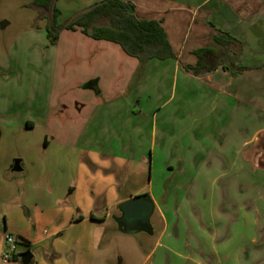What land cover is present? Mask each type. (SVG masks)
I'll return each mask as SVG.
<instances>
[{
  "label": "crops",
  "instance_id": "obj_1",
  "mask_svg": "<svg viewBox=\"0 0 264 264\" xmlns=\"http://www.w3.org/2000/svg\"><path fill=\"white\" fill-rule=\"evenodd\" d=\"M124 2L135 6L140 20L161 22L176 58L155 59L144 66L139 61L130 65L129 90L123 88L114 95L100 87L101 77L86 85L87 89L98 92V106L85 116L86 106L77 104L76 113L82 126L75 132L54 134L51 141L45 137L46 155L38 161L39 173L30 174L25 196L13 203L5 215V231L0 232V264H24L25 254L32 256L28 264H134V256L138 258L137 264H239L236 255L229 251L230 241H220L221 237L214 238L208 233L200 241L201 245L191 246L193 251L181 250L175 227L186 225L177 223L176 214L182 209L171 202L177 195L174 190L179 182L177 176L188 178L186 182L191 185V191L199 182L212 185L218 182L224 174L222 167H226L225 143L218 147L212 142L209 147L197 140L203 155L198 157L199 150L193 149L190 143L186 148L189 157L185 159L180 154L179 140H173L167 147L166 143L162 144V140L171 137L168 133H159L157 117L171 100L187 104L185 112L193 116L195 107L188 100L192 96L198 102L211 104L209 113L216 106V111L220 110L222 118L227 119L229 130V120L239 123L247 110L255 115L258 112L259 117L262 115L264 0ZM203 50L209 51L204 55L206 69H215L197 76L188 67L197 66L199 52ZM167 86L169 98L159 99ZM151 90L155 92L152 94ZM146 102H158L159 107H144L142 104ZM35 127L32 121L25 123L26 129ZM218 131H225L224 126ZM231 132L234 136L240 135L234 128ZM228 134L229 137L231 133ZM205 137L211 135L208 133ZM241 144L242 148L251 150L255 161L264 160V128ZM157 148L159 154L169 155L171 150V160H165L167 173L163 177V183L171 185L168 191L156 193L149 183L145 195L154 206L151 231L129 229L119 207L140 196L142 190L129 195L123 189L129 186L130 176L144 177ZM21 166L25 168L23 161ZM242 166L245 168L246 164ZM214 191L211 189V193ZM215 192L212 196L221 195L220 191ZM167 193L168 201L162 204L161 199ZM12 200L6 193L0 195V207ZM185 212L188 211L182 213ZM156 214L162 223L155 227L152 219ZM206 225L201 223L196 228ZM227 225L235 231L241 224ZM140 232L159 236L146 252L143 250L146 241H139L137 246L129 241V237ZM8 235L17 240L18 254L12 261L3 263L1 256L7 247ZM129 243L134 244L130 250Z\"/></svg>",
  "mask_w": 264,
  "mask_h": 264
},
{
  "label": "rangeland",
  "instance_id": "obj_2",
  "mask_svg": "<svg viewBox=\"0 0 264 264\" xmlns=\"http://www.w3.org/2000/svg\"><path fill=\"white\" fill-rule=\"evenodd\" d=\"M102 1L55 0V7L60 12L58 25ZM50 18L40 0H0V195L6 193L13 197L10 203L0 207L2 233L5 231V215L13 203L16 204L28 191V177L39 173L38 161L46 155L45 137L51 141L54 134L75 132L82 126L76 113L77 104L86 106L85 116L96 110L98 92L87 89L86 85L101 77L100 87L110 95L123 88L129 90L130 65L138 63L119 45L96 41L80 30L62 31L53 45L47 37ZM164 90L163 96L159 97L161 100L169 98L168 86ZM196 99L193 96L188 98L192 100L189 105L195 107L193 116L186 114L187 104L178 100H171L162 110L157 117L159 133L165 132L171 137L162 140V144L166 143L167 147L173 140H179L180 154L186 159L189 157L186 156V148L190 143L196 151L200 148L198 141L209 147L212 142L218 147L225 143L226 167L220 168L224 174L216 184L199 182L192 191L186 182L188 178L177 176L179 182L174 189L177 195L171 202L182 212L188 211L176 214L177 223L186 225L175 227L183 241L179 239L182 243L179 244L180 249L193 251L191 246L201 245L200 241L208 233L214 238L221 237L220 241L228 239L229 251L236 255L239 264H264V160L255 161L251 150L242 148L241 144L242 140H250L257 130L264 128V108L260 117L258 112L255 115L247 110V115L239 119V123L229 120V130L227 119L222 118L220 110L216 111V106L209 113L211 104ZM142 105L151 109L159 107L158 102ZM136 117L140 120L138 113ZM27 121L36 123V127L26 129ZM223 126L225 131L219 132ZM233 128L238 130L239 136L232 135ZM228 132L231 133L229 137ZM208 133L210 138L205 137ZM158 150L153 152L152 166L148 165L144 177L130 176L129 186L123 189L124 194L136 195L142 190L139 195H145L149 191V183L156 193L164 189L168 191L171 184L163 183V177L167 173L165 160L171 157V150L169 155L165 152L159 154ZM197 154L198 157L203 155L201 150ZM15 160L23 161V171H13ZM245 164L244 168L242 165ZM211 189L220 191L221 195L212 196L216 192L211 193ZM167 196L168 193L161 199L162 204L168 201ZM239 222L243 226L235 231L227 225ZM161 223L156 214L152 224L156 227ZM196 223L207 225L196 228L199 225ZM175 231L171 232L174 238ZM158 238L157 235L150 237L140 232L129 237V241H133L134 246L139 241H146L143 248L146 252ZM131 245L129 243V250ZM133 261L137 264L138 258L134 256Z\"/></svg>",
  "mask_w": 264,
  "mask_h": 264
},
{
  "label": "trees",
  "instance_id": "obj_3",
  "mask_svg": "<svg viewBox=\"0 0 264 264\" xmlns=\"http://www.w3.org/2000/svg\"><path fill=\"white\" fill-rule=\"evenodd\" d=\"M42 8L50 14L47 37L53 45L64 30H80L85 36L96 41H106L119 45L122 50L141 65L152 60L165 61L175 59L176 55L169 42L165 28L158 21L140 20L136 15L135 6L122 0H104L94 10L78 15L74 21L58 25L60 12L55 7V0H40ZM199 52V62L195 67H188L195 75L215 68H207V54ZM46 145V142H45Z\"/></svg>",
  "mask_w": 264,
  "mask_h": 264
},
{
  "label": "water",
  "instance_id": "obj_4",
  "mask_svg": "<svg viewBox=\"0 0 264 264\" xmlns=\"http://www.w3.org/2000/svg\"><path fill=\"white\" fill-rule=\"evenodd\" d=\"M99 4H96L90 8H87L76 15L73 16V18L70 20V22L74 21V19L78 15L86 14L95 8L98 7ZM55 8V5L53 6V9ZM2 132L0 129V140H1ZM22 166H21V160H15L14 161V172H21ZM123 218L122 220L129 226V229H141L146 232L151 231V218L154 213V206L153 203L148 195H141L134 198L129 199L128 201L121 204L119 207ZM141 223V225L139 224ZM31 254H25L23 255V263L28 264L31 260Z\"/></svg>",
  "mask_w": 264,
  "mask_h": 264
},
{
  "label": "built area",
  "instance_id": "obj_5",
  "mask_svg": "<svg viewBox=\"0 0 264 264\" xmlns=\"http://www.w3.org/2000/svg\"><path fill=\"white\" fill-rule=\"evenodd\" d=\"M5 241L7 247L3 250L1 258L3 263H8L17 257L18 243L15 237L11 235H8Z\"/></svg>",
  "mask_w": 264,
  "mask_h": 264
},
{
  "label": "flooded vegetation",
  "instance_id": "obj_6",
  "mask_svg": "<svg viewBox=\"0 0 264 264\" xmlns=\"http://www.w3.org/2000/svg\"><path fill=\"white\" fill-rule=\"evenodd\" d=\"M141 225V223H139Z\"/></svg>",
  "mask_w": 264,
  "mask_h": 264
}]
</instances>
